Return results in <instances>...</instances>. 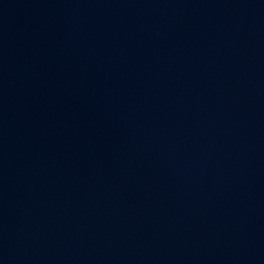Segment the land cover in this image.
Listing matches in <instances>:
<instances>
[{
  "label": "water",
  "instance_id": "95a60500",
  "mask_svg": "<svg viewBox=\"0 0 264 264\" xmlns=\"http://www.w3.org/2000/svg\"><path fill=\"white\" fill-rule=\"evenodd\" d=\"M0 264H264V0H0Z\"/></svg>",
  "mask_w": 264,
  "mask_h": 264
}]
</instances>
